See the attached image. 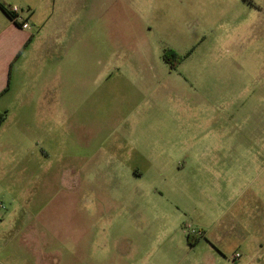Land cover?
<instances>
[{
    "label": "rangeland",
    "instance_id": "1",
    "mask_svg": "<svg viewBox=\"0 0 264 264\" xmlns=\"http://www.w3.org/2000/svg\"><path fill=\"white\" fill-rule=\"evenodd\" d=\"M120 3L131 5L132 15L122 19L121 32L106 27L105 53L120 48L119 40L128 36L146 43L145 52H155L151 43L162 51L171 46L184 60L171 74L138 72L129 83L89 74L88 100L74 101L69 130L57 123L53 148L39 144L44 151L0 155V216L7 214L0 233L12 226L24 229L17 240L3 236L0 264H205L203 249L190 251L188 235L197 242L202 229L213 230L223 208L228 212L217 230L230 246L228 254L239 260L235 253L241 251L251 258L247 264H264V157L258 165L251 158V168L241 173L246 184L258 176L260 186H245L246 203L239 205V191L229 184L177 187L172 181L177 170L154 150L175 144L179 122L183 128L193 125L195 134H182L179 145L208 147L207 122L230 107L225 102L251 121L264 120V0ZM124 62L123 57L104 60L99 67ZM137 64L139 69L156 63L142 58ZM255 121L254 137L247 141L253 151L264 148V121L258 126ZM88 132L87 158L81 138ZM120 135H131L133 145L119 146ZM159 163L166 164L163 170ZM139 170L143 178L135 177ZM142 196L163 212L138 205L131 221L119 207L103 210L104 201ZM254 215L259 233L251 223ZM36 225L40 252L32 241ZM247 232L255 245L251 252L236 241ZM129 243L146 248L130 260Z\"/></svg>",
    "mask_w": 264,
    "mask_h": 264
},
{
    "label": "crops",
    "instance_id": "2",
    "mask_svg": "<svg viewBox=\"0 0 264 264\" xmlns=\"http://www.w3.org/2000/svg\"><path fill=\"white\" fill-rule=\"evenodd\" d=\"M0 3L7 7L20 8L18 19L15 21L0 7V111L7 112V118L0 126L1 156L35 149L44 151L43 147L50 145L53 148L55 145L51 140L54 139L57 123L61 122L64 130H69L74 101L87 102L86 80L89 74L93 75L91 73H96L102 78L123 77L124 81L129 83L131 79L134 81L132 74L138 72H150L154 75L162 72L171 74L179 68V66L173 68L164 60L163 54L167 48L163 51L161 48L158 50L157 44L151 43L147 46H152L156 53L151 51V48L149 52H145L143 49L146 43L138 44V39L134 37L121 38L120 48L115 49L113 53H105L103 44L106 43V27L108 26L112 33L114 30L121 32L120 29L125 26L122 19L132 15L131 5L126 3L122 5L120 0H0ZM25 21L29 22V28L21 26ZM170 49L175 50L171 46ZM120 57L126 62L118 63L113 68L110 64L99 67L104 65V60L118 62ZM142 58L145 61L154 60L156 64L137 69L135 67L138 65L137 61ZM224 105L232 107L229 102H225ZM230 107L219 117H213L207 122L208 132L205 136L210 141L208 147L186 148L179 145V141L183 139L182 134L188 132L189 135H195L191 132L193 125L183 128L184 123L179 122L177 132L174 133L176 138H173L176 140L175 144L154 150L157 152L155 155L168 157L170 165L177 170V179L172 180L177 187L180 185L194 190L199 187H213L211 182H216L218 187L229 184L230 188L235 187V193L238 189L236 200L242 205L246 203L244 187L249 188L254 184L260 186L258 176L246 184V181H241L243 175L241 173L247 172L252 162L258 165L260 161L262 164L264 148H255L253 151L254 148L248 147L247 141L254 137L251 130L253 122L258 121V126L264 120L256 118L251 121L245 115L234 113ZM89 134L88 132L86 137L81 138V146L84 149L91 143ZM129 137L131 135H120L116 138L119 146H132L133 142ZM82 152L88 158L87 149ZM164 165L166 164L159 163L156 166L161 169ZM163 169L164 167L161 170ZM234 173L237 175L234 176ZM135 177L143 178L144 172L139 170ZM164 181H161L162 185ZM83 186H87L85 181ZM145 198L142 196L140 201L136 197H128L127 201L114 199L116 203L104 201L103 210L107 211L112 206L119 207L127 211L131 221L136 217L138 205H147V208L151 206L156 212H163L155 202H152V198ZM1 205L2 203L0 208L3 209ZM227 212L223 208L216 220L217 226L214 224L213 230L210 231L202 229L204 233L200 234L196 244L190 246L191 252L198 248L204 250L202 262L205 264H247L251 259L241 251L235 253L239 260L228 254L230 246L217 230L222 226ZM6 215L0 216V224H4ZM250 219L255 228L254 232L259 233L256 215ZM32 231L33 247L40 252L41 230L36 225ZM23 232L24 229L17 226L2 230L0 245L7 242L3 236L14 235V240H17ZM248 235L247 232L236 241L238 246L251 252L255 245L254 241H249ZM127 248L130 252L127 258L131 260L146 246L129 243ZM237 253H240V256H237Z\"/></svg>",
    "mask_w": 264,
    "mask_h": 264
},
{
    "label": "trees",
    "instance_id": "3",
    "mask_svg": "<svg viewBox=\"0 0 264 264\" xmlns=\"http://www.w3.org/2000/svg\"><path fill=\"white\" fill-rule=\"evenodd\" d=\"M0 7L10 18L16 21L17 15L14 12H12L9 7L5 6L3 3H0ZM163 58L166 62H168L174 68L180 62H182V60L184 59V56L180 55L173 49L167 48L164 50ZM6 118H7V112L0 111V126L3 124ZM188 242L190 245H194L196 243V240H194L192 236L189 235Z\"/></svg>",
    "mask_w": 264,
    "mask_h": 264
},
{
    "label": "built area",
    "instance_id": "4",
    "mask_svg": "<svg viewBox=\"0 0 264 264\" xmlns=\"http://www.w3.org/2000/svg\"><path fill=\"white\" fill-rule=\"evenodd\" d=\"M9 8L12 12H14L17 15V18H16V20H17L18 19V12H19L20 8L18 6H12ZM21 26L23 28H29L30 24L28 21H25V22L21 23ZM237 256H240V253H237Z\"/></svg>",
    "mask_w": 264,
    "mask_h": 264
}]
</instances>
